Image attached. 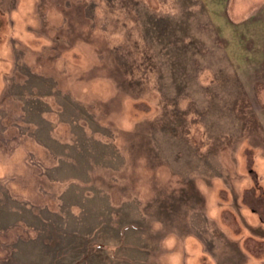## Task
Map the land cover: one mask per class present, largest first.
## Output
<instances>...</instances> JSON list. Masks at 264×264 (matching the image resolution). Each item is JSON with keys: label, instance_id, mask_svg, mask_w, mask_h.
Wrapping results in <instances>:
<instances>
[{"label": "rangeland", "instance_id": "374dc122", "mask_svg": "<svg viewBox=\"0 0 264 264\" xmlns=\"http://www.w3.org/2000/svg\"><path fill=\"white\" fill-rule=\"evenodd\" d=\"M0 264H264V0H0Z\"/></svg>", "mask_w": 264, "mask_h": 264}]
</instances>
